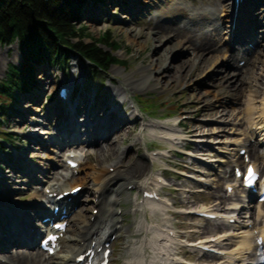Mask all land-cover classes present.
<instances>
[{
    "label": "bare ground",
    "instance_id": "obj_1",
    "mask_svg": "<svg viewBox=\"0 0 264 264\" xmlns=\"http://www.w3.org/2000/svg\"><path fill=\"white\" fill-rule=\"evenodd\" d=\"M151 1L156 3L155 0H149L147 3L142 2V0H140V3L134 0H108L107 4L109 6H120L123 12L131 13L132 18L137 19V14H139V18L140 16H145V13L142 11H145L148 15H152L150 8L153 7L145 6V4L152 5ZM206 1L212 6V9L205 6L191 9L183 3L171 4L166 10H158L157 14L151 16L148 23L145 20H141V18L137 20V22H140L138 24L146 26L145 30L137 31L131 28L128 34L133 36L134 39H145L152 42L154 46V51L151 55L152 62L148 66L139 68L130 74L117 72L121 77L119 84L123 92L120 97L125 100L128 99L132 103L130 96L136 92L146 93L151 90L170 88L171 84L166 87L165 85L171 81H179L180 77L178 74L175 76L179 67L169 64L168 58H166L169 50L166 49L161 58L157 56L160 51L156 48L164 40H167L170 44L175 43V47L178 50L182 49L192 53L195 65L197 63H205L208 61V56H212L215 53H223L218 55L214 61L215 65L222 64L223 66L222 72L224 73L223 75L221 74L223 80L234 84L236 87L245 85V89L248 90V96L245 108L241 113L242 118H240L241 115L239 114V118L238 115L231 116L234 117L232 120L220 123L228 126H237L243 123H248L250 126L258 125L259 128L255 135L260 134L261 138H264V95L261 103L257 104L255 102V95L258 92L259 86L264 85L263 61L260 62V67L257 66V62L260 60H257L259 51L261 49L264 50V37L257 38L259 31H257V25L254 23V18L257 14V23L260 24V21L264 19V0H241L238 3L234 0L233 2H229L230 0ZM107 15V6L104 4L96 13L89 14L86 19L96 24L105 18V16L107 17ZM226 28L229 30L228 33L225 32ZM185 31H188L190 36L182 39L181 35ZM225 34L228 35L227 39L225 38ZM250 39L257 40V49L253 53V57L248 55L250 50H246L244 56L239 58V63L242 61H247L248 63L249 70L244 73V70L239 67L235 69L231 67V61L237 60L239 56L234 54L235 51L232 52L230 48L231 43L241 46ZM257 50L259 51L257 52ZM83 62L85 65H89L87 60ZM41 70L44 71V67ZM46 77L48 76L46 75ZM48 81L51 82L52 80L48 79ZM76 85L77 80L70 83L69 88L72 90ZM43 92L44 94L47 93L45 90ZM193 92H196L195 88L191 89V93ZM111 94L114 98L112 104L105 105L103 109L98 110V104L106 101ZM117 94L114 90L110 89L109 93L102 94L99 101H97L89 96L87 92L83 91L79 94V99L72 114L69 110L59 112L58 107L60 102L54 105L53 110L47 114L50 122L54 121L57 124L58 138L56 140L62 144L66 139H72L71 145L67 147L59 146L60 144L57 143V145L59 144V157L65 156L66 152H63L64 148L76 147L81 144L80 137L86 136L83 135L84 129L82 126H79V123L83 119H86L83 127H85V134L87 133L89 146H98V150L95 151L97 153L91 155L96 165L82 163L78 169L85 176L82 177L80 174L78 177L73 176L72 179L64 177L66 180L60 184H54L49 189L53 193L58 192L61 194L71 191L77 186H83L82 194L88 192L89 196H93V200L95 198L98 200L93 210L98 209L99 215L92 220V214L88 216L89 207H83L87 201H79L78 197L73 198V202L68 205V211L73 217L66 220L70 226L60 241L61 251L54 257H49L39 251L37 253L36 238L38 233L35 227L37 219H40V216L48 211V206L45 204L50 203L51 200L47 198V194L43 191H40L38 194L36 193L39 201H44L45 203L39 204L38 202V206L33 205L32 208H28L33 211L34 216L32 215L31 217L25 213L24 208L26 207L19 208L13 204L1 203L0 256L4 255L7 258L4 262L0 261V264H71L85 250L91 249L93 244H95L94 250L99 251L108 233L109 238H111V235H118L123 230H126V228L121 226L124 221H121L122 215L118 216L116 206L121 204V198L127 193L128 186L136 185L137 190H140L144 186L149 185L147 182L154 181V178L152 177L153 174H151L147 156L142 161H137L131 168L124 169L123 165L127 157L122 158L121 156L126 151L120 153L119 146L135 133L136 125L140 123V120L136 117L135 112H132L129 116L121 114V108L117 107ZM27 97H30L28 99L30 102L35 104L40 103V100L37 99L39 96L32 98L30 94ZM196 99L193 105H200L202 107L199 110L201 111V115L207 113L217 115L220 114V109H223L222 112L227 111L225 100L217 99L215 102H212L208 98V94H201ZM108 108L114 110L106 115L98 126H93L92 124L95 119L99 118ZM25 115L21 116L22 120L26 118ZM132 115L135 116L134 120H131ZM146 127L150 129L149 136L151 138L164 139L166 135L173 138L182 136L183 134L178 131L176 126L149 124ZM200 128V125L193 124L188 127L189 132L194 136L203 132V130L200 131ZM115 137H117V141ZM37 142L43 145L40 141ZM168 142L173 143L172 140ZM202 142L199 140L195 144L198 151L203 150ZM218 144L219 142L216 143V145ZM137 145L138 142L136 141L134 146ZM237 147H239L238 144L231 141L229 143L223 142L219 149H225L223 155H226V158L229 156L233 158ZM242 149L249 151L250 159L259 170L264 169V154H261L259 149L252 144L248 147L243 146L239 148V152ZM221 158L223 159L218 162L225 161V157ZM80 160L82 159L80 158ZM236 160V162L240 163L242 159L237 156ZM105 164H109V166L105 168ZM49 166L56 168L57 164L55 165L53 162H50ZM111 168L114 169L113 173H109ZM87 177L91 178L94 182V190H90L87 187ZM229 179H232L229 186L235 188V195L228 197L229 191H226L225 195L218 194L220 203L216 204L210 212L215 214L218 220L216 219L215 222L208 223L207 227L201 231L206 236L201 240L205 246L226 254L221 260L226 259L228 264H251L249 260L263 264V246L258 245L251 254H247L251 250L254 240L250 237H245L237 243L235 240L241 232L243 234L249 232L247 229L251 224H254V228L259 231L264 229V205H258L256 212L253 213L252 203L248 204L244 200L241 201L240 196L236 194L237 190H241V188L238 181L235 180V176L230 175ZM66 187L69 188L66 189ZM242 191L247 193L245 190ZM248 198L252 199L251 196ZM93 200H88V202H93ZM228 202L230 203L227 204ZM135 207L137 211L143 208V217L136 223L134 230L127 229L126 234L128 238L132 237L136 240L137 237H140V239L132 242V245L127 247V254L130 255V258L126 264H182L177 258L179 256L177 254V247L180 245L179 238L171 236L168 231L170 223L166 219L169 208L167 203L160 202L156 204L151 202L145 206H141L139 200H137ZM146 209L150 211V217L145 213ZM137 211L135 212L137 213ZM159 216L163 217V223L154 224V222H149V218L153 220L154 218L158 219ZM236 217V224H231V219ZM29 250H34L33 253L36 254L28 252Z\"/></svg>",
    "mask_w": 264,
    "mask_h": 264
},
{
    "label": "rangeland",
    "instance_id": "obj_2",
    "mask_svg": "<svg viewBox=\"0 0 264 264\" xmlns=\"http://www.w3.org/2000/svg\"><path fill=\"white\" fill-rule=\"evenodd\" d=\"M107 1L108 0H105L101 4H89L85 6L80 12L79 25L81 24L87 28L88 34L92 39L97 40L103 35L109 33L111 39L121 45L119 50L114 52L110 51L118 60L125 62L126 66H113L108 70L107 74L102 73L99 75V78L104 81V90L102 93H109L110 89L114 90L115 93H118L117 101H119V105L117 107L120 108L122 106L120 100L124 98L120 97L123 92L119 84L121 77L117 72L130 74L139 68L148 66L152 62L151 55L154 51L152 42L145 39H134L133 36L128 34L131 28L137 31L145 30L146 26L138 24L140 22H137V20H140L141 18V20H145L148 23L151 16L157 14L158 10H166L171 4L183 3L191 9H197L201 6L212 9V6H210L206 0H155L157 4L152 1V5L145 4V6L153 7L150 8L152 15H148L145 11H142L145 13V16H140L139 18V14H137V19H134L132 18L131 13L123 12L122 7L118 5L109 6ZM134 1L140 3V0ZM142 2L147 3L149 0H142ZM229 2H233V0H230ZM104 4L107 6V17L105 16V18L96 24H93L86 19L89 14L96 13L101 6H104ZM257 18L258 14L254 18V23L257 25V29L259 31L264 30V19H262L259 24L257 23ZM228 31L229 30L227 29L226 32ZM181 36L182 39H186L190 36V33L185 31ZM263 37L264 31H261L260 38ZM250 41L251 40H248L243 46L237 47L236 49L233 48L232 44L230 49L232 52L235 51L234 54L241 57V50L244 51L249 48L248 44ZM85 42L91 45L90 40H86ZM175 45V43L170 44L167 40H164L156 49L160 51L157 55L159 58H161L166 49L169 50L166 54V58H168L169 64L179 67V70H177L178 72L175 73V76L178 74L180 77L179 81H171L169 84L165 85L166 87L171 84L170 88H161L155 91L151 90L146 93L136 92L130 97L138 110V112H136L137 117L144 118L147 124L176 125L177 122L181 121L185 123L180 130L183 132V136H180V140L175 142L177 143V146H169L164 143L160 145L159 140L151 138L149 136L150 130L142 127L141 125L143 122H140V124L136 125L137 128L135 133L119 146V151L120 153L126 151L124 155L121 156L122 158L125 156L127 157L123 165L124 169L131 168L137 161H140L146 156L147 149H163L166 150V152L169 151V158H158L150 164V170L154 175H163L166 178V184L169 186V190L163 189L162 194L175 206V209L171 208L170 212H168L166 219L169 220V226L174 227L176 232L180 235L181 244L177 248L179 253L178 258L190 260L193 263L212 264L218 262L214 257H204L200 252L190 247H185L187 243L194 244V241L200 240V242H203L201 239L206 236L205 234H202L201 231L206 228L210 222L185 214L191 210H211L216 204H219L220 198L218 194H226L228 184L230 183L229 180L233 179H229V176H233L234 168L237 165H243L246 167L243 160L239 163L236 162L237 160L234 158H230L229 161L225 159L222 163L218 162L223 159L221 157H224L223 152L225 149H219L223 142H236L239 145L237 150L242 146L252 144L259 149L261 154H264V145L259 142L262 141V139L258 137L260 134L254 136L250 133L254 125L250 126L248 123H243L242 125L228 126L220 123L232 120L234 117L231 116L238 115L239 118V114L241 115L245 108L248 96V90L245 89V85L236 87L234 84L223 80L221 76V74L223 75L224 73L222 72V64H214L216 57L223 53H215L212 56H208V61L205 63H197L195 65L193 54L182 49L178 50ZM220 52L222 51L220 50ZM257 60H259L257 66L260 67V62L263 61L264 63V50L261 49L259 51V57ZM22 63L23 56L18 43L11 46L5 45L4 47H1L0 84L6 80L10 66L19 67ZM238 65V60L235 59L231 61V67L233 69L237 68ZM42 67H44V71L41 70ZM262 69L264 73V66ZM243 70L244 73H246L249 70V66H246ZM90 71V67L85 65L82 60L78 59L73 61L71 71L66 72L68 77L64 76V71L51 69L47 65L37 67L36 81H38V85L36 90L20 97L18 103L13 106L15 108H10L6 114L4 128L11 132L15 144L8 145V149L10 150L9 155L5 154L6 156L1 157L0 160V204L9 203L19 208L26 207L24 208L25 213L30 217L34 214L31 212L32 209L28 208H32V206L36 203L38 204V202L42 203L39 201V197H37L36 193L38 194L42 187H52L54 184H60L64 181L62 176L68 173L65 161L69 158V155H71L72 152L81 155L85 163L93 166L96 165V162L91 158V155L97 153L95 151L98 150V146L80 144L76 147L64 148L63 152H66L65 156L59 157L60 151L58 147H67L70 144H67L66 140L62 144H60V141L56 140L58 138L57 124L52 121L54 119L50 122L47 118V114L52 111L54 105L59 102L56 98V93L62 84L66 80H68V83H73L76 78L79 89L80 87L83 88L82 86H85L87 79H89ZM46 75L48 77H46ZM48 79L52 81L50 82ZM192 88L196 89L195 93H191ZM43 90L47 93L44 94ZM30 94L32 98H34V96H39L37 99L40 100V103L35 104L30 102L28 100L30 97H27ZM201 94H208V98L212 102H215L217 99L225 100L227 111L222 112L223 109H220L221 112L217 115L208 113L201 115V111L199 110H201L202 107L200 105H193L197 100L196 98ZM263 95L264 85H260L258 92L255 95V102L257 104L262 102ZM147 98L155 100L158 105L166 103L168 106L166 109H160L155 112L154 116H150L147 113L140 115L139 109L142 108L141 101L145 102L146 100L147 102ZM99 99L100 97L97 98V101H99ZM113 99V95L111 94L106 101L98 104V110L103 109L105 105L112 104ZM126 101L128 104L129 100L126 99ZM128 106L129 105L122 106L121 114L123 113L129 116L130 112L133 110L129 111ZM170 108H176L177 111H170ZM113 110L114 109L110 108L106 109L99 118L95 119L92 125L98 126L100 121H102L103 118ZM24 114H26V118L22 120L21 116ZM169 114L173 115L171 119L166 118ZM240 118H242V115ZM85 120L83 119L79 124L84 129L83 135L87 136V133L85 134V127H83ZM131 120H134L132 116ZM191 124L200 125V131L203 130V132L194 136L188 129ZM62 136L61 138L63 139ZM86 136H82L81 140L85 141L87 138ZM115 139L117 141V137H115ZM199 140L203 141L202 151H198L195 146ZM37 141L48 145L47 149L42 148ZM136 141L138 142V145L134 146ZM217 142H219L218 145H216ZM56 143H59L60 145L58 146ZM183 148H187L190 151L189 154H191V157L186 158L185 161L175 157L173 152H171L172 149ZM50 162H53L55 165L57 164L56 168H51L49 166ZM104 166L106 168L109 164H105ZM186 167H188V169ZM213 167H215V169H213ZM170 168L186 170V175L194 176L197 181H192L187 178H183L182 181L177 180L174 177V173L170 171ZM109 172L113 173V170ZM81 176L83 177L85 175L81 174ZM87 178V187L90 190H94V182L91 178ZM200 179L203 180L202 182H204V180H209L212 187L209 189L202 187V183L198 182L201 181ZM67 188L69 187H66V189ZM201 190L205 192L203 193ZM236 194L240 196V198L245 199V196L241 191H237ZM231 195L232 194L229 196ZM91 199L93 200V196H89L88 192L83 193L79 199L81 201H87V203L84 202L85 204L83 207H89L88 216L91 215V210L94 208V201L88 202V200ZM121 203L122 205L120 209L117 208L118 211H122V220L124 222L121 226L126 228V230L128 229L132 231L134 230L136 223L143 217L142 209L137 211V208L135 207L137 203L136 193L127 192L121 198ZM229 203L230 202L227 204ZM256 207L255 204L252 205V208H255L252 211L253 213L256 212ZM174 210L180 211V213L175 214ZM135 211H137V213ZM145 213L148 217L151 216L148 209L145 210ZM179 214L183 215L179 216ZM149 220V222L163 223L162 216H159L158 219L154 218L153 220L149 218ZM126 230L120 232L119 236L121 237V240L114 243L112 264H126L130 258V255L127 254V247L131 246L132 242H136L140 239V237H137L136 240L132 237L128 238ZM258 235L259 230L254 227L249 228V232L244 234L240 233L235 241L237 243L242 241L245 237L253 239L254 244L248 252V254H250L255 248L254 245L258 243ZM6 258L7 257L4 255L0 256V261L6 260ZM221 264H228V262L221 261ZM254 264H257V262H254Z\"/></svg>",
    "mask_w": 264,
    "mask_h": 264
},
{
    "label": "trees",
    "instance_id": "obj_3",
    "mask_svg": "<svg viewBox=\"0 0 264 264\" xmlns=\"http://www.w3.org/2000/svg\"><path fill=\"white\" fill-rule=\"evenodd\" d=\"M99 1L0 0V48L18 43L23 56V63L10 66L6 80L0 84V154L6 152L5 143L11 140L2 126L5 115L15 108L19 95L37 87L38 65L47 63L51 68L68 69L72 60L79 57L101 71H108L113 65L126 66L111 52L121 45L109 33L92 39L87 28L79 25L83 7ZM146 104L148 109L158 106L153 101Z\"/></svg>",
    "mask_w": 264,
    "mask_h": 264
},
{
    "label": "snow or ice",
    "instance_id": "obj_4",
    "mask_svg": "<svg viewBox=\"0 0 264 264\" xmlns=\"http://www.w3.org/2000/svg\"><path fill=\"white\" fill-rule=\"evenodd\" d=\"M253 175V170L249 169V176L251 177Z\"/></svg>",
    "mask_w": 264,
    "mask_h": 264
}]
</instances>
